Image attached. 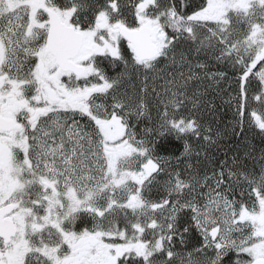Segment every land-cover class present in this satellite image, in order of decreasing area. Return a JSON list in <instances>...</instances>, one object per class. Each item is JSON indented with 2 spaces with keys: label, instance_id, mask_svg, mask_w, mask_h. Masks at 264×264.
Returning <instances> with one entry per match:
<instances>
[{
  "label": "snow or ice",
  "instance_id": "snow-or-ice-1",
  "mask_svg": "<svg viewBox=\"0 0 264 264\" xmlns=\"http://www.w3.org/2000/svg\"><path fill=\"white\" fill-rule=\"evenodd\" d=\"M7 2L8 0H0V5H4ZM175 2L176 0H169V4L172 7L170 9H162L159 13V17L167 15L171 21L168 27L171 28L173 33L170 38L164 32H162V36L175 42L181 39V32L186 31L188 38L193 43H196L199 39V43H196L195 49L197 52L204 45L205 39H207L209 44H212L213 40H215V44L221 45L219 49L220 55L217 59H227L234 67L240 69L235 77L239 84L238 91L230 95L229 99L224 102L232 103L233 100L239 101L238 105H233V109L237 113L238 126L242 133L244 131L243 121L245 112L247 111L251 115L255 111L248 108L249 99L259 104L262 98H264V59H261L258 63L255 62L256 55L259 54L261 49H264V31L254 28L253 25V18L257 22L264 24V0L259 5L262 13L259 17H255V14L249 12L247 8L236 7L237 0H217L216 12L218 14L214 22L218 25L219 29L218 39H216L213 30L209 31L208 37L198 38L197 33L194 32L191 26L184 28L185 21H196L198 17L204 15L209 0H205V3L199 7L190 5L186 0H180L182 10L185 8L191 9L188 12V16L181 19H173L177 15L174 7ZM46 5L49 7L55 6V0H46ZM229 5H232V7H229ZM108 6L111 7V0H109ZM153 6L157 5L153 4ZM229 11H234L235 15H228ZM241 12L243 15H241ZM241 25L244 26L243 29L240 28ZM200 26L207 27V24L203 23ZM236 34H239L241 38L232 39ZM3 39L4 33L0 32V41ZM39 39V33L29 31L28 38L23 41V44L19 41L13 42L11 40L8 41L6 46L0 43V49H6L0 52V80L13 83L21 79H30L32 83L37 85L34 89L36 95L31 99L39 103L44 98V102L47 104V108L40 116L36 117L35 123L29 120L27 130L22 128L17 133V143L14 144V147H18L20 152L24 154V157L21 160H17L16 154H13L8 161L10 171L15 173L13 178L18 182L16 187L8 190L5 189V170L2 166V161H0V224L3 221L10 220L16 226L17 231H19L22 225L29 222L35 224L38 221H44V224L40 225V227H47L50 221L53 201L59 198L61 187L63 194L70 201L77 192V189L84 193L83 199L76 200L77 206L91 201L94 197H99L106 201L108 199L107 192L110 189L113 192L116 188H120L123 191L127 187L126 179L123 176L117 175L116 164L133 153H139L141 156L151 155V149L146 146L147 141L144 139L136 140L135 133L128 131L127 117L133 114L134 110L129 111L126 109L125 103L117 100L115 94H113L111 111H109L107 105L100 103L95 104V111H93V106L89 103L91 93H82V98L79 100L64 95H58L52 99L45 98V90L40 87V64L32 63L33 60L41 61L43 58V49L32 47ZM168 47V44L161 43V46L153 55L135 58L131 67H129L127 61H122L124 70L112 78L111 81H109L106 74L100 75L103 86L97 88L96 91L107 93L109 89L119 85L122 80H131L132 68H136L137 78L142 83L141 92H146L149 77L146 74L140 76L141 70L144 73L151 71L157 74L163 71L162 69H157L150 61L163 55L168 58L170 64L177 62L174 51L171 56L164 51ZM17 48H20L22 51L17 52ZM113 55H116L117 59L120 58L115 53ZM185 59V54L181 53L179 62L183 63ZM140 66H142V69ZM195 67L205 69L206 65L197 61ZM101 71L100 69H96L98 74ZM181 75L183 74L181 73ZM206 75L210 78L215 77V74L211 73H206ZM194 78H197L195 73L189 76V80ZM152 79L155 80L156 76H153ZM195 94L197 96L201 95L200 92H196ZM178 95L182 96L183 93L172 92L174 98L171 101L173 112H179L183 103V101L175 99ZM211 106L215 107L214 104ZM198 107H200L199 100L195 101L192 105L193 109ZM118 109L124 110L122 115L117 112ZM167 109L168 105L165 104V110L161 113L160 128L162 131L159 132L161 137H165L171 132L175 134L177 141L187 135H193L197 140L200 138L199 129L201 125L197 122L195 116L187 119L184 116H180L178 119L175 116L168 118ZM68 112L73 113L72 124H68L67 117H63V114ZM97 112L100 115H97ZM146 112L147 106L141 100L140 111L137 115L144 116ZM76 113H79L80 120H86L87 123L81 124L80 120L75 119ZM41 116L46 119L42 120ZM61 117L64 118L63 127L65 134L69 137L68 143L71 145L68 151H65V141L63 139L53 142L51 145L46 143L41 144L39 138L35 135L38 126L41 128L42 136L50 135V132L45 129L51 124L58 123ZM253 126L257 127V130L261 133H264V123L254 124ZM121 130H124L130 136L136 147L125 144L119 149L116 148L115 141L112 138H120L119 134ZM148 131L151 130L149 129ZM206 131L210 132L211 129H206ZM27 132H31L32 135L28 136ZM204 139L208 141L211 137L205 136ZM28 141L31 142L29 143ZM212 142L214 143L215 141L213 140ZM183 147L184 151L181 152L180 158L190 150L187 140H185ZM30 149L39 150V156L44 160L46 172L54 173L52 179H48L44 174L37 173L36 169L39 167V159L34 166L29 154ZM57 151H59L60 157H57ZM31 155H37L36 151H33ZM244 155L248 157L249 153H245ZM58 158L66 166L74 162L72 170L69 171L65 167L57 172L55 167L51 169L47 168L49 163L55 166ZM156 159H163V157H157ZM236 159V156L232 157L234 165ZM255 159L258 162V168L254 167L248 171L225 168L224 165L227 162L221 161L219 169L215 172V175L219 178L213 181L212 187H209L207 183L212 177L205 175L199 184L201 189H206V191L199 193L203 198V204L195 202L196 193L193 191L192 203L190 205L181 204L179 209H174V211H181L187 210L190 207L193 211L192 224H186L176 237L181 248H184L185 251L174 253L172 248H175V245L171 243L172 237H169L168 241L171 247L167 251H165L163 241H161L155 252L144 253L145 259L149 255H157L162 252L164 254V264L171 261L174 256L176 257V264H256L252 251L250 249L244 250V246L251 239L255 238L254 233L248 232L244 234L239 242L232 236L234 232L243 234L245 227H253L264 232V163H259L260 161H264V149L261 150L259 156L255 157ZM76 164H79L80 167H75ZM187 167L190 168L191 164H188ZM25 172H27V175H25ZM73 174L77 176V184L72 183ZM56 176H64V182L60 187H57L60 182L55 178ZM174 176L177 187L191 188L190 183H185L181 179L179 172H176ZM232 182L237 185H245L240 191L241 199L229 196L233 192ZM136 183H139V180H136ZM37 188L43 191L44 195L42 199L47 201L46 205L41 203V198H37L35 192ZM49 189H52V191L50 192ZM147 190L149 189L145 188L139 193L127 192L121 198L122 203L118 211L127 217L129 212L135 216L136 212L146 205L151 208L157 207L155 202H149L143 196V191ZM169 192L171 193V189H169ZM179 195H183V192L181 191ZM245 195H247L248 199H244ZM128 196L131 197L130 200ZM166 203L173 204V201L167 200ZM7 207L13 208V213L5 212L4 209ZM64 218L66 219L67 216ZM170 219L175 220V215L170 217ZM128 222L135 231L138 225L132 220ZM221 226H223L222 230ZM190 228L196 233L197 243L191 249H188L186 247L187 241L185 236L189 233ZM40 242L42 246L44 243L42 234ZM242 257H247L248 259L242 262ZM46 258L41 256L35 260V264H44ZM0 264H8V262L3 257H0ZM259 264H264V261H260Z\"/></svg>",
  "mask_w": 264,
  "mask_h": 264
},
{
  "label": "flooded vegetation",
  "instance_id": "flooded-vegetation-1",
  "mask_svg": "<svg viewBox=\"0 0 264 264\" xmlns=\"http://www.w3.org/2000/svg\"><path fill=\"white\" fill-rule=\"evenodd\" d=\"M157 0H145L143 4H140L143 12H148L147 15H140L142 13L130 12L127 7L124 9L118 8L117 1H111V7H109V0H55V6L49 7L46 5V0H8L4 5H0V32L4 33V39L0 41L3 45H7L8 41L13 42L19 41L23 44V41L28 38L29 31L39 33L40 39L36 41L32 47L43 49V58L41 61L33 60L32 63H39L41 69V85L40 87L45 90V98L52 99L58 95L68 96L70 98L81 99L82 93H91L89 103L93 106V111H95V104L103 103L107 105L109 111H111V105L113 102V94L115 97H119L121 101L125 103L126 109L133 111V114L127 117L128 131L135 133L136 140L144 139L147 141V147L153 149L155 144L154 139V113L152 110L147 111L144 116H138L139 112L136 105H131L133 103L130 101V97L123 94V82L122 80L119 85L114 86L109 89L107 93H101L96 91L97 88L103 86V81L100 79V75L106 74L109 81L116 77L118 73L112 75L109 70L111 69L112 60L120 62V66L124 65L122 61H127L129 67L135 58L134 46L132 43L127 41L120 33V28L125 27L130 30H138L143 27H150L153 30L152 42L158 48L161 43L168 44L169 47L165 48L164 51L168 55L174 50L173 48L184 39L185 50L187 55L186 60V70L187 78L193 73L196 74L198 84V90L201 95L195 97L199 101H205L207 96H218V92L213 88H218V84L226 85L228 88L227 94L230 95L237 93L239 84L235 79L236 75L240 70L237 67L231 66L229 60L227 59H217L220 55L219 49L221 45L215 44L213 51H207V39L205 43L200 47L199 52L196 49V43H199V39L196 43H193L188 38V33L186 31L181 32V39L173 42L171 39H166L162 36V32L167 33L170 38L172 35L167 31V24L159 20V9L155 10L153 4ZM250 0H237L236 7L247 8L249 10ZM217 0H209L207 9H205L204 15L197 18L196 21H185L184 28L191 26L195 33H197L198 38L208 37L209 31L213 30L215 36H219L218 25L214 22L216 15ZM152 7V8H151ZM232 7V5H229ZM113 10L114 15H119L115 19L116 21L127 18L128 15L133 14V17H128L131 23H114L112 25L108 24V19L110 17V12ZM188 11L183 16L186 18L188 16ZM177 13V10H175ZM55 14L58 16L59 21L64 24L65 27L72 30H64L63 27L60 28L56 38V45L50 47L49 45V34L52 30L53 23L55 19ZM230 16L235 15L234 11H229L227 13ZM242 14V12H241ZM178 16L180 14L178 13ZM174 19V17H173ZM206 23L207 27H201L200 24ZM234 23V21H233ZM109 25L108 28L106 27ZM82 33V44L77 51L75 47L77 43V34ZM105 32V33H104ZM239 39L238 35H234L232 39ZM6 49H0V52ZM20 48H17V52H21ZM119 55V59L116 55ZM264 59V49L259 51V54L255 57L256 60ZM225 63H221L225 61ZM199 61L206 65L205 69L195 67V63ZM158 69L159 67L163 69L172 68V63L170 64L168 58L165 56H158L155 60L150 61ZM118 64V63H117ZM116 64V65H117ZM224 64H228V67H224ZM231 66V67H230ZM175 67L178 65L175 63ZM224 68V69H223ZM96 69L102 70L99 74ZM206 73L215 74L214 86L208 91L209 76ZM149 81L153 76H157L155 72L145 73ZM142 74L140 76H143ZM137 75L132 79L137 80ZM189 84H192V79L189 80ZM36 84L32 83L30 79H21L13 83H8L7 81L0 80V161H2V166L5 170L4 176V187L6 190L16 187L17 181L13 178L15 173L11 172L9 169L8 161L10 156L16 154L17 160H21L24 154L20 152L18 147H14L17 143V133L21 129L27 130L29 120L33 123L36 122V117L47 108V104L44 102V98L37 103L34 99H31L36 95L34 89ZM79 90V91H78ZM190 97L192 95V90L190 87ZM116 98V99H117ZM235 101V100H233ZM239 102V101H238ZM137 107V111H135ZM123 109H118L119 114H123ZM152 112V113H151ZM205 112L199 111L194 114L195 116L201 118ZM100 115V113H96ZM153 114V115H152ZM207 114V113H206ZM250 118H255L252 116ZM63 117H67V123L72 124L73 113H64ZM61 117L58 123L51 124L46 131L50 132V135L42 136L41 128L38 126L35 135L39 138L41 144L51 145L53 142H58L60 139L65 141V151H68L70 144L68 143L69 137L65 134L64 118ZM192 117V112H188L187 118ZM41 119H46L41 116ZM75 119L80 120L79 113L75 114ZM201 120V119H200ZM81 124H86V120H80ZM201 125V122L198 121ZM211 129L210 132L206 129ZM250 127L244 128V130H249ZM151 131H148V130ZM252 130V128H250ZM200 138L197 140L193 135H187L186 140L189 142L190 150L182 158L180 156L170 157L167 159V171H168V194L167 196L175 200V195L173 194L174 184L176 182L174 174L180 171V177L184 180L186 176H189L190 180L195 175L190 174V170L187 173L186 166H183L177 170V165H184L189 162L190 159H196L198 162V170L200 173L198 177L202 178L205 175L211 176L212 179L208 180L207 183L209 187L213 186V181L218 179L215 172L220 167L221 161H226L224 165L225 168H234L236 170H249V168L257 162L254 160L255 156L245 155L240 156L238 154L230 155L228 152H224L223 146L228 144V148L238 147L239 139L242 140L243 144H249L248 139H244V131L236 135L237 137L228 138L224 135V131H219L217 126H204L201 125ZM209 133V134H208ZM28 136H31V132H27ZM120 138L113 137L115 141L116 148L119 149L125 144L132 147H136L132 139L124 130L120 131ZM205 136H210L211 139L206 141ZM243 137V138H242ZM74 139V138H73ZM215 141L214 143L212 141ZM233 143H232V142ZM29 143L31 141H28ZM247 142V143H246ZM201 146L198 151L192 145ZM195 145V146H196ZM212 149V152H210ZM36 151L37 155L32 156L31 153ZM29 154L32 159V164L35 166L37 160L39 159V167L36 169L38 174H44L48 179L54 177L53 172H46V166L42 157L39 156V150H29ZM57 157H60L59 151L56 153ZM74 155V154H72ZM236 156V163L233 164L232 157ZM129 158L126 157L125 159ZM157 157H149L144 160L141 165L140 172H130L129 170L123 171V173H117L119 176H123L125 179L128 176H132L135 180H139L138 184L143 185L144 188L152 189L157 186L158 179L164 174L163 166L166 163L164 159H156ZM189 159V160H188ZM160 160L161 163H160ZM74 163V162H73ZM73 163H69L67 166L61 163L58 158L55 166L51 163L47 165V168L51 169L55 167L58 172L65 167L69 171L72 170ZM258 163V162H257ZM259 163H264L260 161ZM119 162L116 164V171ZM227 166V167H226ZM244 166V167H240ZM75 167L79 168L80 165L76 164ZM172 174V175H170ZM27 175V172H25ZM56 179L60 182L57 187H60L64 182V176H56ZM72 183L77 184V176L73 174ZM245 185H237L232 182L233 192L229 196H235L236 199H241L240 191ZM157 188V187H156ZM171 189V193L169 192ZM51 192L52 189H49ZM149 190L146 191V194ZM159 191V190H158ZM206 191V189H202ZM223 191V189H221ZM37 198H41L42 204H47V201L43 200V191L39 188L35 190ZM156 195V194H155ZM84 193L77 189L72 200L70 201L63 194V189L61 187V194L59 198L53 201V206L50 212V221L47 227H40L44 224V221H38L35 224L29 222L22 225L17 231L16 235L9 239L8 243L6 239L0 236V257H3L8 264H26L28 260L33 258H40L41 256L50 258L51 262L53 257L46 254H35L32 250V246L29 235L32 232H45L51 231L50 236H57L59 240L63 241L65 246L63 250H66L64 256L56 261V264H115L118 258L124 255V252L128 250L126 247L118 246L123 243H112L111 246L106 238L101 237L100 234L96 232L95 224L97 219H104V211L96 209L95 199L87 203H82L79 206L76 205L77 199H83ZM244 199H248L245 195ZM161 199L155 201L160 202ZM184 203V199L181 200V204ZM203 204V198H202ZM176 207V208H178ZM71 209V211H70ZM179 209V208H178ZM7 213H13V208L7 207L4 209ZM177 211V215L182 212ZM67 216L65 219L64 217ZM74 217V219H73ZM30 220V218H29ZM63 221V222H61ZM179 221V220H178ZM102 223L105 225L104 221ZM11 224L10 220L3 221L0 227L5 228ZM82 225L83 230L79 231L77 228ZM15 226V225H14ZM16 227V226H15ZM17 229V228H16ZM223 227L221 226V230ZM1 231V229H0ZM248 232H253L255 238L251 239L247 245L244 246V250L250 249L257 258H264V232L253 228L249 230L245 227L244 233L234 232L232 234L233 238L238 242L243 238L244 234ZM53 238V237H52ZM48 240V239H46ZM69 240V241H68ZM107 241V242H106ZM118 250L121 254L112 260L111 255H116ZM242 262L246 261L247 257H242ZM46 260V259H45Z\"/></svg>",
  "mask_w": 264,
  "mask_h": 264
},
{
  "label": "rangeland",
  "instance_id": "rangeland-1",
  "mask_svg": "<svg viewBox=\"0 0 264 264\" xmlns=\"http://www.w3.org/2000/svg\"><path fill=\"white\" fill-rule=\"evenodd\" d=\"M115 1V0H111ZM118 4V8L124 9L127 7V10L130 12H137V13H142L140 15H147L148 12H143L141 9L140 4H143L145 0H116ZM168 1V0H167ZM262 0H255L253 3L250 4L249 12H253L255 14V17H259L261 13V9L259 5L261 4ZM169 3V2H168ZM166 1L165 0H157L153 8L155 10L159 9V13L162 9H170L171 7L165 6ZM112 8V7H111ZM152 8V7H151ZM114 11L111 10L110 12V17L108 19V24L112 25L114 23H120L121 21L124 23H131V21L128 19V17H133V14L128 15V17L123 18L122 20L116 21V17L119 15H114ZM243 15V13L241 14ZM177 18V17H176ZM162 20L164 22L168 21L167 15L164 17H159V20ZM181 19V18H178ZM107 24V28L108 25ZM253 25L254 28H259L262 31H264V24H261L253 18ZM241 29L244 28L243 25L240 26ZM105 33V32H104ZM250 34V33H249ZM241 38L239 34H236V37ZM219 36H216V39H218ZM238 39V38H237ZM215 46V40H213L212 44H209L207 41V51H213L214 46ZM184 52H177L176 53V58L177 62L176 64L178 67H175V63H172V68L169 69H163L162 67L158 69H162L163 71L159 72L156 76V79L153 80L152 78L147 81L150 83L152 87H149L148 84V89L146 92H141V87L142 83L140 79L138 80L139 85H135L132 79L134 76L137 75L136 68H132V78L131 80L124 79L125 82H123V94L130 97L131 105H136L138 107V110L140 111V102L141 100L144 101V103L147 106V111H149L151 108L154 109V118L156 124H158V131H162L160 128L161 125V113L164 112L165 110V104L168 105V118H171L172 116H175L177 119L180 116H183L184 113L190 110H197L201 106L202 108L204 105L207 103V101H199L200 107L193 109L192 105L195 101H197V98L195 97V93L199 92L198 90V84L199 82H204V81H199L197 84V80L192 79V84H189V80L187 78V70H186V60H187V55L186 53V59L184 60L183 63H180V54ZM172 55V52L169 54V56ZM132 66V64H131ZM142 69V66H140ZM181 73L183 75H181ZM145 74L143 70H141L140 75ZM215 78V77H214ZM214 78L209 77V89H211L214 86ZM141 85V86H140ZM212 85V86H211ZM140 86V94L138 95L136 93L137 87L139 89ZM190 87L192 90V95L190 97ZM217 92H218V97H223L227 100V97H224L223 92L224 90L227 91L229 87H225L224 89L216 88L213 87ZM175 91L176 93L180 94L183 93L182 96L178 95L175 99L178 101H183L181 104V109L179 112H173V106L171 101L174 99L172 96V92ZM190 97V99H189ZM117 98V97H115ZM117 100H120L119 97ZM98 103V102H96ZM103 104V103H100ZM229 106L233 105H238L239 102L238 100L232 101V103H228ZM153 106V107H152ZM137 107L135 111H137ZM263 107L262 113L264 115V104L261 106ZM138 112V111H137ZM233 116H237V113L233 109ZM99 113V112H97ZM255 118H250V123H254ZM155 124V125H156ZM156 129V128H155ZM136 139V138H135ZM247 143V142H246ZM252 152V151H251ZM260 153H257L256 156H259ZM151 157L150 155H145L141 156L139 153H133L129 158L123 159L119 161V164L117 166V173H123V171L129 170L130 172H140L141 165L144 163V160L147 158ZM162 160H160L161 163ZM258 167V164H256ZM164 174L165 177L167 175V162L163 166ZM187 173L190 170V174L195 175L194 177L189 178V176H186V179L184 180L181 178L185 183H190L191 188L188 187H177L176 182L174 184L173 188V194L175 195V200H173V204H168L166 203L167 200H172L169 198L167 195L160 200V202H155L157 204V207L151 208L149 206H145L144 208L140 209L139 211L136 212L135 216L132 215L131 212L128 213L127 217L123 214H121L118 211V208L120 204L122 203V197L126 195L127 192L130 190L132 191H137V183L132 176V179H126L127 181V187L121 191L120 188H116L114 192L110 189L107 192L108 199L105 201L99 197H94L95 199V206L96 209H100L104 211V219H97L96 220V229H104L103 232H100L102 235L106 236L111 241H119V240H138L136 243V247L138 250H141L140 253L144 255L145 252H155L157 247L159 246L160 242L163 241V247L165 251H167L171 245L169 244L168 238L171 237V228L173 226V221L170 219L173 215H176L177 211H174V209H178L180 207L179 204L181 203V200L184 199V203L182 204H188L190 205L192 203V197H193V191H195V202H198L202 204V197L199 195L200 192H202V189L199 187V184L201 182V179L198 177V174L200 173L199 171L197 172V168L193 167H187L186 168ZM181 173L180 171H178ZM119 176V175H118ZM203 179V178H202ZM165 185V191L167 192L168 190V179L165 180L164 182ZM141 186V185H140ZM183 192V195H179L180 192ZM138 192V191H137ZM143 196L149 201L153 202V200L149 199L145 193H143ZM128 199L130 200L131 197L128 196ZM178 207V208H176ZM190 208V207H189ZM102 220L104 221L105 225L102 223ZM129 220L134 221L138 227L136 230H133V227L131 224H129ZM154 225V226H150ZM223 227V226H222ZM49 233L51 231H37V232H32V235H29V238L31 240L32 246L34 247L32 250L34 253L37 254H46V255H51L53 257L52 263L55 264V262L59 259L62 258L66 252V250H63L65 247L63 245V241L59 240L57 236H50ZM41 234L43 235V240L44 243L41 246L40 242V236ZM53 237V238H52ZM48 239V240H46ZM69 241V240H68ZM63 247V248H62ZM129 249L128 246H123ZM172 251L175 253L176 251L172 249ZM111 259L114 260L116 259V255H111ZM148 258H150V264H164V254L158 253L157 255H149ZM50 258H46L48 261ZM115 261V260H114ZM167 264H176V257L174 256L171 261H168Z\"/></svg>",
  "mask_w": 264,
  "mask_h": 264
},
{
  "label": "trees",
  "instance_id": "trees-1",
  "mask_svg": "<svg viewBox=\"0 0 264 264\" xmlns=\"http://www.w3.org/2000/svg\"><path fill=\"white\" fill-rule=\"evenodd\" d=\"M250 1L253 3L255 0H250ZM168 2H169V0L166 1L165 6L171 7L172 5H170ZM186 2L189 3L190 5L199 7L201 4L205 3V0H186ZM174 7H175V10H177V12L181 16H184L186 14V12L188 11L187 10L188 8H185L183 10L181 9L180 0H176ZM189 10H191V9L189 8ZM160 21L162 22V20H160ZM170 23H171L170 20L167 21V23H166L167 27L166 28H167L168 33L172 35L173 34L172 30H171L170 27H168V25ZM173 49L174 50H172V52L174 51L175 53H177V52L178 53L179 52L186 53L184 39L182 38V40ZM256 61L258 63L260 60L257 59ZM225 62H226V60L222 61L221 63H225ZM119 63L120 62H116V61L112 60V64H111V69L112 70H109L112 75H114L116 73L119 74V73L122 72V70H124V65L120 66L121 63L120 64ZM229 63H230L231 66H233L230 61H229ZM228 66H229L228 64H226V65L224 64V67H228ZM238 70H240V69L238 68ZM137 83H138V81H136L134 83V86L135 85H139ZM148 84H149V87H152L149 82H148ZM209 84H211V83H209ZM140 86H139V89L137 87V90H136V93L138 95L140 94ZM217 86L220 89H224L226 87V85H221V84H218ZM208 91H210L209 87H208ZM226 92L227 91L224 90L223 95H224V97H227V100H228L229 96H228V94ZM205 99H206L205 101H207V103L204 105L203 108L201 106L199 109H197L195 111L194 110L192 111V110L188 109V111L186 113H184L183 116L187 119L188 112L190 111V112H192V116L195 115V116L199 117V115L194 114V113L195 112H199V111H203L205 113L203 114V116L201 118L196 117L197 122L200 121L202 126H204L205 124L207 126H211V127L212 126H217L219 131H224V135L227 136L228 138H232L234 136L237 137L236 135L240 134L241 132H240V127L238 126V124H239L238 118H237V116H233V112H232L233 108H232V106H229L228 103H225L224 101L226 99L223 98V97L207 96ZM212 104H214L215 107H212L211 106ZM263 104H264V98H262L261 103H259V104H256V103L252 102L251 99H249V101H248V108L255 110V111L252 112V114H253L252 116H255V119H254L255 122L254 123H250V117L251 116L248 114L247 111L244 114V121H243L244 128H247V127L252 128V130L250 128H249V130H244V132L246 134H244L242 132L243 133L242 135H244L243 136L244 139H248L249 138V140H250V141H248L249 144L248 143L247 144H243L242 140H240L237 137L239 139L238 144H237L238 147H235V148L231 149V148H228V144H225L223 146L224 152H228V153H230V155L238 154L240 156H243L245 153H249V156L258 157V156H256V154L260 153L261 150L264 149V133H261L260 131H258L257 127H255L253 125L254 124H258V123H264V115L262 113L263 107H261ZM151 110H152L153 113H155L153 108H151L150 111ZM153 120H154V130H155L154 131L153 143L155 144V146H153V149L151 150V155L150 156L151 157H163L165 162H167V159H169L170 157L180 156L181 152L184 151V147L183 146H184V142L186 140V137L185 136L181 137L180 140L177 141L175 139V134L171 133V132L167 136L161 137L159 135L158 126H157L158 124H156L155 118ZM195 145H192L191 147H195L198 151L204 150V149H200L201 146H199V145L195 146ZM210 152H212V149H211ZM255 157H254V160L256 161ZM196 159H198V158H194V159H190V160L188 159L189 162H187V160H186L187 164L184 165V163H183V165H177L176 166L177 170H179L183 166L187 167L188 164H191V167H193L194 169L198 168L199 164H198V162H195V161H197ZM256 164H258V163L256 162L253 165V168L254 167L258 168L256 166ZM240 167H244V166H240ZM247 168H249V170H252V165L250 167H247ZM167 177H168V171H167L166 177H165V174H163L158 179V182L156 183L157 184V186H156L157 188L154 187L152 189H149L147 194H146V191H143V193H145V195L149 199L153 200V202L164 198L168 194V190H167V192L165 191V185H164L165 180L168 179ZM128 178L133 180L132 177L128 176ZM134 182L136 183V181H134ZM140 185L141 184L137 183V191L138 192L137 191H132V190H130V191H132L134 193L141 192V190H143L145 188L143 187V185H141V186ZM192 215H193V213L191 212V210H183L179 214V217L177 216L176 220L174 221L175 225H174L173 228H171V237H172V242L171 243L175 245V248H172V249L175 250L176 252L177 251H179V252H184L185 251L184 248H181V246L179 244V241H178V239H176V237L179 235L180 231H182L183 227L186 224L187 225H191L192 224ZM77 229L79 231H82L83 230L82 225H79V227ZM98 230H100V232H103L104 229H96V232L98 234H100L101 237L106 238V236L102 235ZM106 239H107V241L110 242L109 244H111V242L112 243H117L118 242V243H123V244H121V246H128L129 247V249L124 252V255H122L121 257L118 258V261L115 264H150V260H149L150 258L145 259L144 255H142V253H140L141 250H138V248L136 247V243L135 242H137L138 240H128L127 239V240L111 241L108 238H106ZM185 239L187 241L186 247L188 249H191L197 243L195 231L190 228L189 229V233L186 234V236H185ZM36 259H38V258H33L31 260H28L26 264H35V260ZM44 264H54V263H52L51 260H48V261L44 260ZM55 264H56V262H55Z\"/></svg>",
  "mask_w": 264,
  "mask_h": 264
},
{
  "label": "water",
  "instance_id": "water-1",
  "mask_svg": "<svg viewBox=\"0 0 264 264\" xmlns=\"http://www.w3.org/2000/svg\"><path fill=\"white\" fill-rule=\"evenodd\" d=\"M53 15L55 16V19L52 21L53 27L49 34L50 47L53 46V44L56 45L57 34L61 27H63L64 30L67 31L72 30L70 28L65 27L64 24L59 21L58 16H56L55 14ZM120 33L127 41L133 44L134 53L136 57H149L157 51V47L152 42L153 30H151L150 27H143L138 30H129L127 28H121ZM76 34L78 45L75 47V50L77 51V49H79L82 44V34ZM0 229V236L6 238V241H8L10 236L15 235L17 232L13 224L5 228L0 227ZM260 261H264V258L255 259L256 264H259Z\"/></svg>",
  "mask_w": 264,
  "mask_h": 264
}]
</instances>
